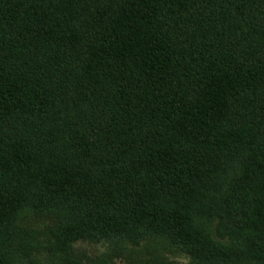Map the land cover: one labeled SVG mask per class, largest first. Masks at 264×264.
<instances>
[{"label": "trees", "instance_id": "obj_1", "mask_svg": "<svg viewBox=\"0 0 264 264\" xmlns=\"http://www.w3.org/2000/svg\"><path fill=\"white\" fill-rule=\"evenodd\" d=\"M31 218L264 264V0H0V264Z\"/></svg>", "mask_w": 264, "mask_h": 264}, {"label": "rangeland", "instance_id": "obj_2", "mask_svg": "<svg viewBox=\"0 0 264 264\" xmlns=\"http://www.w3.org/2000/svg\"><path fill=\"white\" fill-rule=\"evenodd\" d=\"M231 209L220 206V221L212 223L213 233L220 241L240 239L241 224L236 225L239 218L233 207ZM27 221L42 233L20 245L21 256L15 264H190L185 252L158 239L142 240L136 244L127 241L125 246L118 247L105 240L77 239L61 253L45 231L46 218Z\"/></svg>", "mask_w": 264, "mask_h": 264}]
</instances>
